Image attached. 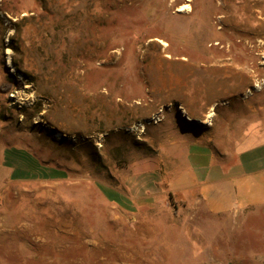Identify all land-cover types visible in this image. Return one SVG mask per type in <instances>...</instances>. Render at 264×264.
I'll return each mask as SVG.
<instances>
[{
	"label": "rangeland",
	"instance_id": "1",
	"mask_svg": "<svg viewBox=\"0 0 264 264\" xmlns=\"http://www.w3.org/2000/svg\"><path fill=\"white\" fill-rule=\"evenodd\" d=\"M263 92L264 0H0V264H264L169 194Z\"/></svg>",
	"mask_w": 264,
	"mask_h": 264
},
{
	"label": "crops",
	"instance_id": "2",
	"mask_svg": "<svg viewBox=\"0 0 264 264\" xmlns=\"http://www.w3.org/2000/svg\"><path fill=\"white\" fill-rule=\"evenodd\" d=\"M258 97L263 98L264 92ZM235 125L193 147L185 142L177 145L175 152L185 147V153L175 157L185 161L189 172L175 175L169 194L177 201L175 210L193 219L189 234L193 243L203 237L200 216L242 220L264 209V103L249 106V117ZM187 159L205 162L204 167L190 171Z\"/></svg>",
	"mask_w": 264,
	"mask_h": 264
},
{
	"label": "bare ground",
	"instance_id": "3",
	"mask_svg": "<svg viewBox=\"0 0 264 264\" xmlns=\"http://www.w3.org/2000/svg\"><path fill=\"white\" fill-rule=\"evenodd\" d=\"M8 64H9V66L13 67L12 63L10 62V60H9ZM181 110H183V112H184L185 114H188V112H187V110H186L185 108L181 107ZM189 119H190V118H189Z\"/></svg>",
	"mask_w": 264,
	"mask_h": 264
},
{
	"label": "trees",
	"instance_id": "4",
	"mask_svg": "<svg viewBox=\"0 0 264 264\" xmlns=\"http://www.w3.org/2000/svg\"><path fill=\"white\" fill-rule=\"evenodd\" d=\"M4 87H5V86H4V85H2V86H1V89H2V88H4Z\"/></svg>",
	"mask_w": 264,
	"mask_h": 264
}]
</instances>
